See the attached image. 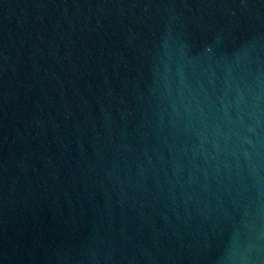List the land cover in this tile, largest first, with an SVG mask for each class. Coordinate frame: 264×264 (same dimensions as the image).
Returning <instances> with one entry per match:
<instances>
[{
	"label": "water",
	"instance_id": "95a60500",
	"mask_svg": "<svg viewBox=\"0 0 264 264\" xmlns=\"http://www.w3.org/2000/svg\"><path fill=\"white\" fill-rule=\"evenodd\" d=\"M0 264H264V0H0Z\"/></svg>",
	"mask_w": 264,
	"mask_h": 264
}]
</instances>
